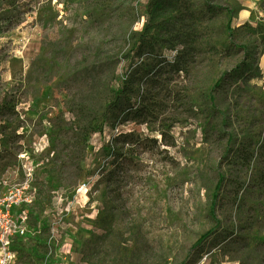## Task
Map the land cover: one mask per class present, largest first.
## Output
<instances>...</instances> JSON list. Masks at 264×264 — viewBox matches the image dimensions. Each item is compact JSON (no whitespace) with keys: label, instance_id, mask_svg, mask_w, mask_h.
<instances>
[{"label":"rangeland","instance_id":"1","mask_svg":"<svg viewBox=\"0 0 264 264\" xmlns=\"http://www.w3.org/2000/svg\"><path fill=\"white\" fill-rule=\"evenodd\" d=\"M259 1L181 0L152 59L138 49L151 0H0L16 264H264V47L242 27H264ZM156 61L140 116L114 123L112 91ZM215 193L220 226L193 248Z\"/></svg>","mask_w":264,"mask_h":264},{"label":"trees","instance_id":"2","mask_svg":"<svg viewBox=\"0 0 264 264\" xmlns=\"http://www.w3.org/2000/svg\"><path fill=\"white\" fill-rule=\"evenodd\" d=\"M181 0H151V2L148 4V23L143 28L141 33L139 34V37H141V43L138 47L139 52L143 51V47L146 48L147 55L149 57H152V59H157V55L153 54L154 48H153V36L154 35H161L164 32L168 30V27H170V21L176 20V16H184L183 14H186V10L184 13H181ZM213 9L212 7H209V10ZM213 11V10H210ZM226 12L231 15V11ZM174 16V17H172ZM231 25V20L229 19L227 23V28H229ZM242 27L252 33L253 35H257L260 38V45L261 47H264V27H257L253 28L250 27L248 24H243ZM143 38V39H142ZM144 41V42H143ZM156 56V57H155ZM180 58H175L171 64V68L178 72L179 69V61ZM162 61H156L153 67L148 68L149 65H145L144 63L139 64L136 66L132 71L125 74L121 84L112 91V99L107 103L105 109L106 112L110 115V118L113 119L114 123H118L123 121L124 119L134 117V116H140V108L138 107L136 100H134L135 94L139 96V88H141L143 85L148 84L149 81H151L153 77V80L155 77L158 76V72L161 71L160 64ZM219 81L217 82V84ZM90 129L88 130V126L85 128L84 133L85 135L91 134L95 131V125L92 123L89 124ZM7 129V123L3 121V119L0 117V141L8 137L5 136V131ZM6 152V151H5ZM223 179L219 178L217 185H216V193L219 190V187L222 185ZM214 195V198L211 203L210 207V216L212 220L215 223V226L202 234L195 242L193 248L198 247L200 244H202L206 239H208L211 235H213L216 230L219 228L220 223L216 217V198L217 195ZM17 244L20 243L19 240H17ZM14 243V242H12ZM12 246V244H11ZM11 251L12 248H11ZM17 254L16 251H13Z\"/></svg>","mask_w":264,"mask_h":264},{"label":"built area","instance_id":"3","mask_svg":"<svg viewBox=\"0 0 264 264\" xmlns=\"http://www.w3.org/2000/svg\"><path fill=\"white\" fill-rule=\"evenodd\" d=\"M21 201V192L17 189L0 200V264H16V255L10 249V241L25 234L27 218L21 215L19 223H15L10 216V209Z\"/></svg>","mask_w":264,"mask_h":264},{"label":"crops","instance_id":"4","mask_svg":"<svg viewBox=\"0 0 264 264\" xmlns=\"http://www.w3.org/2000/svg\"><path fill=\"white\" fill-rule=\"evenodd\" d=\"M254 2H258V0H253ZM261 1V0H260ZM259 1V2H260ZM253 2V3H254ZM264 13V12H263ZM259 65H260V69L262 71V73L264 74V54L261 55L260 59H259Z\"/></svg>","mask_w":264,"mask_h":264}]
</instances>
